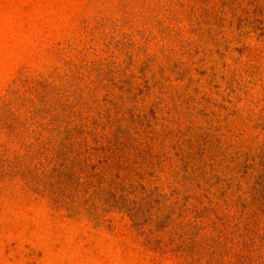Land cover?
Masks as SVG:
<instances>
[{
	"label": "rangeland",
	"instance_id": "1",
	"mask_svg": "<svg viewBox=\"0 0 264 264\" xmlns=\"http://www.w3.org/2000/svg\"><path fill=\"white\" fill-rule=\"evenodd\" d=\"M0 264H264V0H0Z\"/></svg>",
	"mask_w": 264,
	"mask_h": 264
}]
</instances>
